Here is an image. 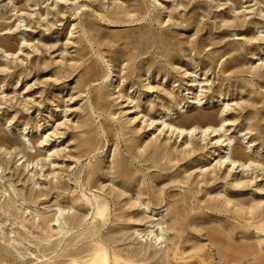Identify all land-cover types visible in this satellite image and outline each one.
I'll return each mask as SVG.
<instances>
[{"label":"rangeland","instance_id":"1","mask_svg":"<svg viewBox=\"0 0 264 264\" xmlns=\"http://www.w3.org/2000/svg\"><path fill=\"white\" fill-rule=\"evenodd\" d=\"M8 194L0 264H264V0H0Z\"/></svg>","mask_w":264,"mask_h":264},{"label":"bare ground","instance_id":"2","mask_svg":"<svg viewBox=\"0 0 264 264\" xmlns=\"http://www.w3.org/2000/svg\"><path fill=\"white\" fill-rule=\"evenodd\" d=\"M224 125H225L224 122H222L220 125H218L216 127L208 126V127H205V128H201L200 130L202 132H207V131L210 130L213 133L212 135H217V134H219V132L222 129L224 130ZM169 126L171 128H173L174 130H176L177 132H180V133H183V132L190 133L191 132V129L186 130V129H184L182 127H179V126L172 127L170 124H169ZM216 141H219L224 146V149L222 151H224V153H225V158L223 160H227L230 164L236 165V167L237 166H241V167H247L248 166L247 164L239 163V162H238V164H236V161L232 160V158L230 156V152H231V145H232L233 140L230 137H226L225 139H219L218 138V139H216ZM214 153L216 154L217 152L214 151ZM8 197L11 198L10 195ZM9 201L10 202H6V201L0 202V209L2 208L3 211L6 213V215L9 216V217H13L14 216L15 218H17V216H24L23 213L20 212L18 208L15 209V204L11 203V202L14 201V199L11 198ZM19 204H22V202H20ZM28 208L29 207L25 208L26 212L30 211V210H28ZM57 210H58V213H57V215H56V217L54 219L56 222H54V223L57 224L59 222V224H61L60 219L64 216L63 212H62L63 210H62L61 207H58ZM59 217H61V218H59ZM37 218H39V217H37ZM44 218L45 219H43V220H41V222H39V223H41L42 226H46V227L49 228L51 226V224L52 225L54 224V223H52V220L50 221L49 219H46L47 218L46 216H44ZM62 223H64L65 225L73 228L75 223H77V220L72 219V218L70 219L69 216H67V217H64V220H63ZM156 230H159L160 232H162L163 228H162V226L159 223H153V222L150 223V229H149L147 235H149L150 238L152 239V242H151L152 246L153 245H157L158 243H160L161 239L163 237L162 234H160V235L157 234ZM7 250H8V252H11L9 249H7ZM97 250L98 251L90 254L87 257V260L85 262L79 263L76 260H73L72 264H110V255H109V252H108L107 248L105 247L104 243H99ZM164 255H167V253L164 252Z\"/></svg>","mask_w":264,"mask_h":264}]
</instances>
